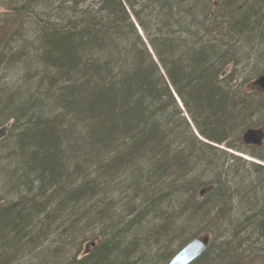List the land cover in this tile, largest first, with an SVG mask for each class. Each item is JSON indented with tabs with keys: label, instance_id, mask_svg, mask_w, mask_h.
<instances>
[{
	"label": "trees",
	"instance_id": "16d2710c",
	"mask_svg": "<svg viewBox=\"0 0 264 264\" xmlns=\"http://www.w3.org/2000/svg\"><path fill=\"white\" fill-rule=\"evenodd\" d=\"M0 29V264H167L194 237L190 264H264V167L231 153L264 162L240 84L264 0H12Z\"/></svg>",
	"mask_w": 264,
	"mask_h": 264
},
{
	"label": "water",
	"instance_id": "95a60500",
	"mask_svg": "<svg viewBox=\"0 0 264 264\" xmlns=\"http://www.w3.org/2000/svg\"><path fill=\"white\" fill-rule=\"evenodd\" d=\"M250 86H256V88L264 89V75L257 77L250 83ZM6 133L7 128L5 126L0 127V141L5 137ZM241 140L244 145L260 147L264 143V127L260 126L257 128H247L242 133ZM210 189L211 187H207L203 189L201 193ZM207 244V239L200 237L192 238L175 253L168 264H189L205 251Z\"/></svg>",
	"mask_w": 264,
	"mask_h": 264
},
{
	"label": "rangeland",
	"instance_id": "374dc122",
	"mask_svg": "<svg viewBox=\"0 0 264 264\" xmlns=\"http://www.w3.org/2000/svg\"><path fill=\"white\" fill-rule=\"evenodd\" d=\"M10 1H12V0H0V13L1 12H4L7 8H9V3H10ZM14 1H18V0H13V2ZM0 33L2 34H5L6 32H2V29H0ZM8 34H10V33H8ZM8 34H5L6 36L8 35ZM13 34L11 35V36H7L6 37V40H7V42L10 40V39H14L16 36H13ZM16 39V38H15ZM16 42V41H15ZM13 43V41H10V44H9V46L11 45V46H13V47H15L16 46V43ZM9 46H8V44L5 46V49L6 48H9ZM6 52H9V49H6ZM242 61H244V60H242ZM3 65V64H2ZM0 66V69H2L3 68V66ZM254 65V64H253ZM252 65V61L250 60V61H248V62H244V63H242L241 64V78H248L246 81H244V82H241L240 84H241V88L242 89H244V90H246L247 92H257V93H260L261 95H262V101H264V89L263 88H259V89H254L253 87H251L250 86V83L255 79V77L256 76H258V75H254L252 72H251V66H253ZM2 71L0 70V77H2V73H1ZM240 72V71H239ZM254 76H253V75ZM18 75V74H17ZM252 75V76H251ZM249 76H250V78H249ZM18 77V76H17ZM16 79V78H15ZM12 80H14V79H9V81L11 82ZM17 80V79H16ZM8 81V82H9ZM264 104V103H263ZM264 108V107H263ZM253 123H258L259 121H261L262 123H260L261 125H259V126H253L252 128H257V127H260V126H262V127H264V109L263 110H261L260 112H258V114L256 115V116H254V119H253ZM258 121V122H257ZM261 148H263L262 150H258V149H256V151H257V153L258 154H262L261 152L264 150V144H263V146L261 147ZM236 155H239V154H236ZM239 156H241L242 158H243V156L242 155H239ZM243 159H245V157L243 158ZM246 159H249L251 162H254V163H257V164H259V165H262L263 167H264V164H263V162L262 161H260V160H258V159H252V158H249V157H247ZM248 160V161H249ZM206 192H204V194H205ZM263 193L264 192H259V195H258V197H263ZM253 252H254V250H253ZM253 252H251V253H253ZM255 257V256H254ZM254 259V263L253 264H257L258 262L257 261H259L260 260V258H253ZM249 264V263H248Z\"/></svg>",
	"mask_w": 264,
	"mask_h": 264
},
{
	"label": "bare ground",
	"instance_id": "6f19581e",
	"mask_svg": "<svg viewBox=\"0 0 264 264\" xmlns=\"http://www.w3.org/2000/svg\"><path fill=\"white\" fill-rule=\"evenodd\" d=\"M256 78H257V77H256ZM256 78H255V79H256ZM255 79H254V80H255ZM254 80H253V81H254ZM253 81H252V82H253ZM251 87H253L254 89H257L256 86H251ZM176 99H177V98H176ZM177 102H178L179 107L182 108V107H181V103L179 102L178 99H177ZM189 123H190V122H189ZM10 124H11V121H9L8 123H5V124H3V125H0V127L5 126V127L7 128V132H8V129H9ZM6 136H7V133H6L5 137H6ZM5 137H4V138H5ZM4 138H3V139H4ZM3 139H2V140H3ZM2 140H1V141H2ZM1 141H0V142H1ZM242 143H243V142H242ZM246 146H247V145H246ZM231 153H232V154H239V155H242L243 158L245 157V159H246L247 157L252 158V159H256V158L251 157V156H249V155L240 154V153H235V152H233V151H231ZM239 155H237V156H239ZM240 157H241V156H240ZM246 160H249V159H246ZM249 161H250V160H249ZM260 161H261V160H260ZM263 164H264V162H263ZM209 187H211L210 190L213 189V186H212V185H210ZM201 191H203V189L200 190V195L203 196V195H204V192L201 193ZM208 191H209V190H208ZM205 192H207V191H205ZM190 240H191V239H190ZM190 240H189V241H190ZM189 241H188V242H189ZM88 245H92V246H93V245H94V242H92V241H88V242H86V243L83 244V246H84L85 248H87ZM174 255H175V254H174ZM174 255H173V256H174ZM173 256L170 258V260L173 258ZM170 260H169V261H170ZM169 261H168V262H169ZM168 262H167V264H168ZM190 263H191V262H190ZM190 263H189V264H190ZM249 264H251V263H249ZM252 264H253V263H252Z\"/></svg>",
	"mask_w": 264,
	"mask_h": 264
},
{
	"label": "flooded vegetation",
	"instance_id": "af4514ba",
	"mask_svg": "<svg viewBox=\"0 0 264 264\" xmlns=\"http://www.w3.org/2000/svg\"><path fill=\"white\" fill-rule=\"evenodd\" d=\"M264 144V143H263ZM263 144L260 146V147H257V148H261L263 146Z\"/></svg>",
	"mask_w": 264,
	"mask_h": 264
}]
</instances>
